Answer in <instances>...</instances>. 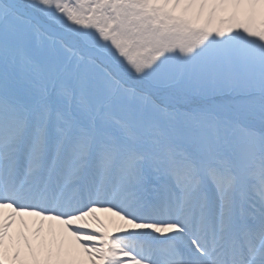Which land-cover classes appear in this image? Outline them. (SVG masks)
<instances>
[{"label": "snow or ice", "instance_id": "obj_1", "mask_svg": "<svg viewBox=\"0 0 264 264\" xmlns=\"http://www.w3.org/2000/svg\"><path fill=\"white\" fill-rule=\"evenodd\" d=\"M0 264H264V0H0Z\"/></svg>", "mask_w": 264, "mask_h": 264}]
</instances>
